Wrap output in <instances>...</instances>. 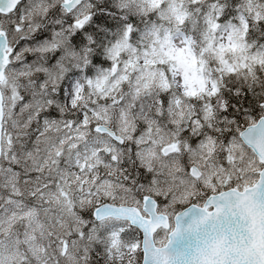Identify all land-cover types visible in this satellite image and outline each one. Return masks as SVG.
Returning <instances> with one entry per match:
<instances>
[{"label":"snow or ice","instance_id":"6c2138e0","mask_svg":"<svg viewBox=\"0 0 264 264\" xmlns=\"http://www.w3.org/2000/svg\"><path fill=\"white\" fill-rule=\"evenodd\" d=\"M0 264H264V0H0Z\"/></svg>","mask_w":264,"mask_h":264}]
</instances>
